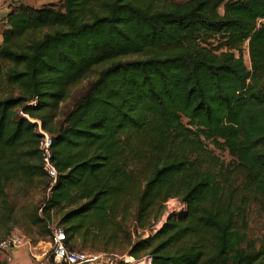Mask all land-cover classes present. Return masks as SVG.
<instances>
[{
  "label": "trees",
  "instance_id": "1",
  "mask_svg": "<svg viewBox=\"0 0 264 264\" xmlns=\"http://www.w3.org/2000/svg\"><path fill=\"white\" fill-rule=\"evenodd\" d=\"M2 22L0 242L18 226L13 195L33 186L50 189L27 211L38 240L51 241L55 222L72 249L264 264V247L238 226L252 196L264 199V0H16ZM217 36L222 51L208 46ZM206 141L236 159L245 189L223 163L214 170ZM171 198L186 217L153 232Z\"/></svg>",
  "mask_w": 264,
  "mask_h": 264
},
{
  "label": "rangeland",
  "instance_id": "2",
  "mask_svg": "<svg viewBox=\"0 0 264 264\" xmlns=\"http://www.w3.org/2000/svg\"><path fill=\"white\" fill-rule=\"evenodd\" d=\"M16 1V0H0V13L3 11L6 7H8L9 2ZM25 2L29 5H32L34 7H41L44 4L47 3H57L60 4L62 0H17ZM177 1H185V0H177ZM4 14H0L1 17ZM3 19V18H2ZM5 20V19H4ZM4 22L0 25V33L4 29ZM223 43L224 39L220 36L213 37L209 40L208 46L213 49H223ZM244 58L249 66L251 68L252 63L250 59L249 54V47L248 43L244 46ZM96 75L93 74V76L83 80L81 83L76 85L71 95L62 103L61 106V113H60V121H63L67 114L73 109L75 103L82 98L86 90L90 87L91 83L95 79ZM184 122L187 123L188 120L184 119ZM208 149L213 153V156L215 161L214 170L218 172L220 169H216V166L218 163H223L226 165L227 170H225V175H232L231 182H233L236 186L239 187V191L245 189L243 186L245 183V176L238 168V162L236 159L229 153L228 150H224L222 148L217 147L213 142L206 141ZM50 189H45L44 187H28L24 186L22 190H20L17 194L13 195V200L15 201L17 205V217H18V227L22 229L24 232L25 230H31L32 234H30V238L32 241H35L36 239H41L40 235L37 232V229L30 224V222L27 219V211L31 207V205L35 203H40L43 198L48 195ZM253 201H251L250 205L246 207V215H245V222L244 220L239 219L238 226L242 229H244L248 236L251 239H254L257 241V247H264V199L257 196H252ZM185 202L180 200L179 198H171L168 202H166V213L163 219L157 224V227H162V225L167 221V219L171 215L178 216L179 218H185V213L187 212V208H183L185 206ZM187 206V205H186ZM246 223V224H245ZM160 227V228H161ZM159 228V229H160ZM27 233V232H26ZM80 250V249H77ZM89 251V250H85ZM125 254V253H120ZM126 254H128L126 252ZM49 260L53 259V252L52 248L49 249L48 252ZM150 255H143L140 258L135 257L137 260L143 259L145 257H148ZM144 264V263H141Z\"/></svg>",
  "mask_w": 264,
  "mask_h": 264
},
{
  "label": "built area",
  "instance_id": "3",
  "mask_svg": "<svg viewBox=\"0 0 264 264\" xmlns=\"http://www.w3.org/2000/svg\"><path fill=\"white\" fill-rule=\"evenodd\" d=\"M0 16V25L2 24ZM45 137L41 143L43 151L45 169L54 178L57 179L58 171L51 162V144L52 139L48 133L43 132ZM187 208V206H183ZM161 227V226H160ZM160 227L155 226L153 232L159 230ZM51 230V248L53 252V259L49 260L47 264H152V257L148 256L143 259L137 260L134 256L128 254L111 253L106 251H85L72 249L67 243V233L55 222L49 223ZM151 234L147 230L144 235L147 237ZM27 245L34 248L32 239L23 230H13L7 237L0 242V253L4 255V260L7 263L13 261L12 249L14 247H21Z\"/></svg>",
  "mask_w": 264,
  "mask_h": 264
},
{
  "label": "crops",
  "instance_id": "4",
  "mask_svg": "<svg viewBox=\"0 0 264 264\" xmlns=\"http://www.w3.org/2000/svg\"><path fill=\"white\" fill-rule=\"evenodd\" d=\"M9 2L8 7H6L0 14H4L5 17L7 13L10 12ZM3 40V34L0 33V44ZM15 230H22L18 226L14 228ZM34 248H30L27 245L21 247H14L12 249L13 261L7 264H47L49 261V249L51 248L50 241L38 240L33 242ZM1 261H4V255L0 253Z\"/></svg>",
  "mask_w": 264,
  "mask_h": 264
}]
</instances>
